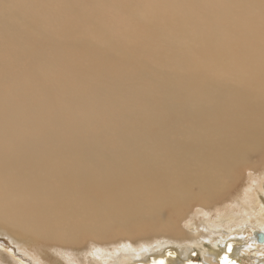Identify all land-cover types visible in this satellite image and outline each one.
I'll use <instances>...</instances> for the list:
<instances>
[{
	"label": "bare ground",
	"instance_id": "1",
	"mask_svg": "<svg viewBox=\"0 0 264 264\" xmlns=\"http://www.w3.org/2000/svg\"><path fill=\"white\" fill-rule=\"evenodd\" d=\"M227 1L0 0L3 235L91 239L100 264H190L192 247L264 264V0Z\"/></svg>",
	"mask_w": 264,
	"mask_h": 264
},
{
	"label": "rangeland",
	"instance_id": "2",
	"mask_svg": "<svg viewBox=\"0 0 264 264\" xmlns=\"http://www.w3.org/2000/svg\"><path fill=\"white\" fill-rule=\"evenodd\" d=\"M231 1H233L235 3V6H242L248 1H254V0H238V2H236L235 0H231ZM231 1L229 0V1L224 2V3L229 4ZM193 4L194 5L196 4V7L195 8L192 7L189 13L190 14L192 13L193 16L196 17V15H195L197 13L196 8H199V5L201 3L197 4L196 1H194ZM260 4H261L260 2H258V3L256 2L252 6H253V8H255V10H262L264 8V5L262 8H259ZM182 9H185V8H182ZM245 12H248V7L245 8ZM110 26H111V24H110ZM258 28H259V26H258ZM209 39L211 42H213L212 34L210 35ZM207 40H208V37H207ZM220 40H221V38L219 36L216 38L214 43L218 46L220 43ZM219 50H220L219 54L221 55V57H228L221 49H219ZM221 59H222V62H224V58H221ZM224 63L227 64L226 61ZM224 76L226 77V82L228 84H232L228 80V78L233 77V75L229 74V75H224ZM258 167H257L256 171L260 170L258 176L261 179L262 177H264V160L262 161V163L258 164ZM259 183H260V180H259ZM247 186H249V184L247 182L242 183V185H240L236 189L234 188L235 190L233 192H231V194L230 193L227 194V196H225L217 204H215V206L212 207L213 210L210 213V219H216V217L218 218V215L222 214L223 211L226 208H228V206L230 204H233L232 202L234 200L237 201V199H238L240 201L241 197H243L242 196L243 191L247 188ZM257 190L260 191V188H258ZM262 198H264V196ZM243 204H244V202L242 204H239V205L242 206ZM242 207H244V206H242ZM245 207H247V206H245ZM262 207L264 210L263 205H262ZM195 212H196V209H194L193 213H195ZM263 214H264V212H263ZM263 214H262V216H263ZM198 215H200V214H198ZM1 224H3V223H1ZM131 226H133V225H125L122 227H120L119 225H114L113 234L124 233V229H123L124 227H128L126 229L127 233L134 232L135 230L133 228H130ZM184 226L187 227V224L185 222L182 223V225L177 224V227L178 228L183 227V230H185V228H186V227L184 228ZM5 227L10 232H8V233L4 232L6 234L3 235V232L1 233V231H0V241L1 242L4 241L7 243V244H5V246H6L5 249L0 246V251H1L0 252V264H100L98 258H96L95 254H93L95 247H94L93 240H91V239L85 240L83 243H81L78 246L77 245L76 246L75 245H70V246L65 245L64 246V245L57 244V243L52 244L51 242L33 241L31 238L27 237L28 235L26 236L25 234L16 232L15 229L12 228L11 226L10 227L5 226ZM221 230L226 232V227L224 226V224H223V228ZM236 232H237V230H236ZM4 242L1 243L2 246H4L3 245ZM121 244H123V243L114 241L112 244H108V245H110L109 248L102 246V247H104L102 250H106L107 253L111 254L112 252L115 251L116 248L121 247L120 246ZM186 245L188 247H190L189 244H186ZM208 245H209V248L213 249V247L210 244H208ZM140 246H142V244H139V243L134 244L135 248H138ZM209 248H208V250L210 252H212V250H210ZM37 250H40V253L42 254V256H40L39 254H37V252H35ZM102 250H100L99 252L102 253L103 252ZM172 251H174V250H172ZM24 252H28V253L26 255H24ZM205 254H206V252L202 248L198 249V247H192V249L189 251V254H188L189 257H187V258L189 259L190 264H203L205 262V258H206ZM104 256H103V258H104ZM171 257L179 259V258H181V255H179V252L177 250H175L174 253L173 252L171 253ZM106 258H107V256H105L104 259L106 260ZM223 259H224V257H223ZM224 260L227 264H231L230 262L226 261V257ZM232 263L235 264L234 261Z\"/></svg>",
	"mask_w": 264,
	"mask_h": 264
},
{
	"label": "water",
	"instance_id": "3",
	"mask_svg": "<svg viewBox=\"0 0 264 264\" xmlns=\"http://www.w3.org/2000/svg\"><path fill=\"white\" fill-rule=\"evenodd\" d=\"M259 242H264V234L258 235Z\"/></svg>",
	"mask_w": 264,
	"mask_h": 264
}]
</instances>
